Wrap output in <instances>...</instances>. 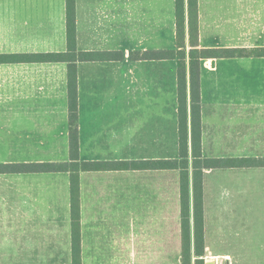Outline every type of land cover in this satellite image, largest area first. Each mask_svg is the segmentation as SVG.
Here are the masks:
<instances>
[{
	"label": "crops",
	"instance_id": "1",
	"mask_svg": "<svg viewBox=\"0 0 264 264\" xmlns=\"http://www.w3.org/2000/svg\"><path fill=\"white\" fill-rule=\"evenodd\" d=\"M197 5L199 47H264V0ZM184 23L187 53L188 0ZM74 29L77 162L141 164L79 169L80 264L180 257V171L160 166L180 158L177 61L141 56L177 49L175 0H74ZM66 51V0H0V165L70 162L68 63L24 57ZM86 52L106 55L82 59ZM186 86L193 252L188 65ZM199 94L202 161L195 177L203 259L212 264L214 256H230L212 248L214 224L230 222L221 212L233 217L235 208L248 207L258 215L264 208V56L202 59ZM246 158L263 163L214 165ZM261 246L254 255L264 254ZM0 264H73L69 171L0 169Z\"/></svg>",
	"mask_w": 264,
	"mask_h": 264
},
{
	"label": "trees",
	"instance_id": "2",
	"mask_svg": "<svg viewBox=\"0 0 264 264\" xmlns=\"http://www.w3.org/2000/svg\"><path fill=\"white\" fill-rule=\"evenodd\" d=\"M176 15V44L177 49L160 50L155 52H143L144 59H176L177 61V93H178V139L180 158L175 160H161L162 169L172 168L180 171V198H181V254L179 264H206L203 259V236H202V206L200 201V186L195 174L201 166L200 155V94H199V71L202 59L207 57H233V56H264V47L252 49H206L199 47L198 39V5L197 0H188V35L189 45L185 51V23H184V0H175ZM74 0H66V39L67 51L63 53H45L24 56L29 59L43 61H63L68 63V98L70 113L69 151L70 162H45L24 163L18 165H0V169L11 171H69L70 172V207L72 224V260L73 264H80V236H79V169L96 170L102 167L119 168L125 166L138 167L136 162L124 163H94L77 162L78 156V131L75 125L77 96L76 78L74 74ZM105 53L86 52L81 55L82 59H103ZM186 58L188 64H186ZM188 65L189 88H190V118H191V146L192 166L194 169V247L190 249L189 238V208L186 203L188 181V125L186 106V71ZM205 160V164H206ZM260 165L262 160L252 158L240 160H214L215 166L233 165ZM196 169V170H195ZM194 258V260H192Z\"/></svg>",
	"mask_w": 264,
	"mask_h": 264
},
{
	"label": "rangeland",
	"instance_id": "3",
	"mask_svg": "<svg viewBox=\"0 0 264 264\" xmlns=\"http://www.w3.org/2000/svg\"><path fill=\"white\" fill-rule=\"evenodd\" d=\"M257 209L262 214H251V208L248 207L235 208L236 215L233 217L221 212V216L230 222L214 224L213 236L216 241L212 248L215 252H227L230 256H214L212 264H264V254L254 255L261 251V244L264 243V208ZM160 258L161 264H173L180 257L162 254Z\"/></svg>",
	"mask_w": 264,
	"mask_h": 264
}]
</instances>
